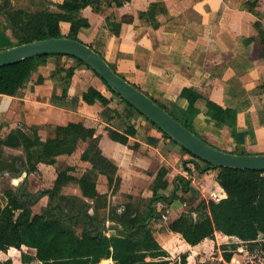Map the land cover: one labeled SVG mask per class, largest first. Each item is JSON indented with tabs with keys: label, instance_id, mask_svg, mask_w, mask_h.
Here are the masks:
<instances>
[{
	"label": "crops",
	"instance_id": "0c3cea01",
	"mask_svg": "<svg viewBox=\"0 0 264 264\" xmlns=\"http://www.w3.org/2000/svg\"><path fill=\"white\" fill-rule=\"evenodd\" d=\"M53 1L59 3L63 0ZM247 1L131 0L126 12L134 17V22L123 24L119 36L106 27V15L87 8L83 15L89 19L91 26L81 29L79 38L101 53L119 74L147 91L179 118L182 117L180 110L188 106V101L180 97L186 87L195 88L221 106L236 110L238 123L235 136L231 128H220L210 120L203 100L198 103L199 114L192 121L193 129L199 137L221 150L238 154H264V57L256 40L258 31L254 24L258 18L242 7ZM160 2L165 4L167 13L159 15V28L142 23L140 12L146 11L152 3ZM112 12L121 20V11L117 6L111 9ZM262 23L264 25V16ZM68 31L69 24H63V32L66 34ZM13 45V38L5 30L4 19L0 16V49ZM73 66H77V63L71 57L52 56L46 65L32 74L16 95L0 94V138L6 139L16 129H23L32 135L34 129L38 132V145L42 146L47 139L55 137L57 126L70 122L82 123L96 130V136L101 138L103 154L118 166V175L122 180L119 190L112 195L107 177L95 171L90 162L82 160L87 143L80 142L72 155H61L54 164L41 162L37 173L25 171L20 176L1 173V207L8 202L5 196L8 188L15 191L25 189L36 194L38 186L33 177L40 175L43 180L52 176L51 185L46 186V189H51L57 174L69 167L73 168L70 175L94 181L98 193L108 194L110 202L123 194L142 195L149 202L153 197L152 185L158 172L166 168L169 187L160 193L169 197L177 190V195L184 201L176 199L172 204H167L158 200L154 205L158 210L166 209L171 220L195 208L200 201L210 200L212 193L227 197L218 182V169L204 173L183 172L180 146L166 138L142 114L128 107L93 70L78 65L68 95L64 98L60 82L53 75L61 68ZM91 87L103 93L110 103L87 104L83 94ZM110 112H117L120 116L115 114L109 120ZM128 124H132L138 134L130 137L127 145L110 138L109 127L123 132ZM7 151L21 152L13 149ZM181 174L190 182L187 193L176 186V178ZM29 179L32 183L27 189ZM68 185L62 188V194L65 195L63 191ZM75 187L74 196L84 198L79 186ZM47 197L50 204L52 200ZM117 209L122 212L124 204L117 206ZM143 210L145 212L146 209ZM191 216L195 220L199 218L197 212H192ZM168 223L155 217L148 222L158 243L172 256L170 264H180L181 256L185 253L188 254L187 264H222L221 246L238 242L236 238L217 232L214 239H205L192 246L181 234L171 231ZM105 225L106 236L115 239L112 241L116 242V247L114 251L111 248L108 258L99 264H122L117 261L120 257L118 251L124 249L123 244H119V240L125 238L122 229L112 221H107ZM23 253L34 257L36 250L26 246L10 248L7 252H0V262L20 264ZM32 264L43 263L34 261Z\"/></svg>",
	"mask_w": 264,
	"mask_h": 264
},
{
	"label": "trees",
	"instance_id": "16d2710c",
	"mask_svg": "<svg viewBox=\"0 0 264 264\" xmlns=\"http://www.w3.org/2000/svg\"><path fill=\"white\" fill-rule=\"evenodd\" d=\"M130 2L131 0H63L55 3L56 10H51L49 8L51 1L44 0L41 8L30 10L14 6L12 0H0V16L4 19L5 30L10 32L15 41L14 45L63 36L81 41L79 31L91 26L89 19L83 15L85 9L91 8L95 13L104 14L108 9L117 6L121 11V20H118L112 12L106 16L105 22L106 27L119 36L123 24L134 22V17L126 12ZM242 7L258 18L254 24L258 31L256 40L260 46L261 55L264 57V25L262 23L264 0H248L242 4ZM166 13L167 8L164 3H152L146 11L140 12L139 18L157 29L160 26L158 16ZM63 24H69V31L66 34L63 32ZM52 56L71 57L76 60L77 66L84 65L93 70L82 60L66 54L33 57L10 66L0 67V94L16 95L29 81L32 74L46 65ZM110 65L116 71V68ZM77 66L61 68L53 75V78L60 82L64 98L68 95ZM104 83L111 92L120 97L105 81ZM134 85L194 133L192 121L199 114V101L203 100L210 120H213L220 128H231L233 135L236 134L237 111L221 106L195 88L186 87L181 91L180 97L188 101V106L185 110H180L182 117L179 118L147 91ZM83 100L90 105L110 103V99L93 87L83 94ZM122 101L139 112L125 100L122 99ZM115 114L120 116L117 112H110L108 119L111 120ZM146 119L149 121L148 118ZM149 122L166 138L175 142L157 125ZM108 132L112 140L124 145L128 144L130 137L138 134L132 124H128L123 132L112 127L108 128ZM32 133L30 135L23 129H16L6 139L0 138V174L7 172L13 176H20L25 171L37 173L41 162L54 164L57 157L72 155L80 142H85L87 147L82 154V160L90 162L95 171L107 177L112 195L117 193L122 181L118 175V166L103 154L100 148L101 138L96 136L95 129L74 122L60 125L56 127L55 137L47 139L42 146L38 145L37 130L32 129ZM181 148L193 159L202 163V166L196 164L201 173L211 169L219 170L218 182L226 192V198L219 203L213 200H202L195 208L171 220L167 210H158L154 202L162 200L167 204H172L176 199L182 202L184 199L177 195V190L169 197L160 193L161 190L169 187L166 179L168 170L162 168L152 185L153 197L147 203L145 212L140 201L125 203L122 212H118L117 207L110 206L108 194L98 193L94 181L70 175L69 172L73 171V168L69 167L66 171L57 174L51 189H44L37 194L25 189L15 191L8 188L5 191L8 202L4 207L0 205V252H7L10 248L21 249L23 246L36 250L34 257L23 253L20 264H32L34 261L43 264H99L108 258L112 251L111 248L114 251L116 247V242L112 241L115 239L106 236L105 223L112 221L121 227L125 237L123 241L119 240V244H123L124 249L118 251L120 254L118 262L122 264H170L173 261L172 256L158 243L149 227L148 222L154 217L169 221L168 228L181 234L192 246L200 244L205 239H214L217 232L236 238L238 241L236 244H228L220 248L226 261L241 254L245 246L251 250H264V172L218 168L197 159L185 148ZM7 149L21 152L8 155ZM185 170L191 174L189 168L185 167ZM176 179V186H180L182 191L187 193L190 189V182L187 178L179 176ZM70 183L79 186L84 198L61 193L62 188ZM43 196H49L52 202L42 213L34 214L32 207ZM102 208L108 209V213L107 216L100 218ZM90 209L94 212L90 213ZM192 212H197L199 215L197 220L192 218ZM80 225H82V231L79 233ZM187 258L188 254H183L180 264H187ZM0 264L14 263L7 261L0 262Z\"/></svg>",
	"mask_w": 264,
	"mask_h": 264
},
{
	"label": "water",
	"instance_id": "95a60500",
	"mask_svg": "<svg viewBox=\"0 0 264 264\" xmlns=\"http://www.w3.org/2000/svg\"><path fill=\"white\" fill-rule=\"evenodd\" d=\"M51 54H66L85 62L123 100L197 159L218 168L264 172V154H238L213 146L185 127L144 91L120 76L98 51L82 41L63 36L0 49V67Z\"/></svg>",
	"mask_w": 264,
	"mask_h": 264
},
{
	"label": "rangeland",
	"instance_id": "374dc122",
	"mask_svg": "<svg viewBox=\"0 0 264 264\" xmlns=\"http://www.w3.org/2000/svg\"><path fill=\"white\" fill-rule=\"evenodd\" d=\"M50 1H51V4L49 5V8L51 10H56V8H55L56 2L53 0H50ZM12 2L14 4V6L19 7V8H27L30 10H37V9L41 8V3L43 4L44 0H12ZM110 13H111V9H108V11L106 13H104V16L105 15L107 16ZM143 22H145V21H142V23ZM13 42L15 43L14 39H13ZM178 148H179L180 154L182 155L180 162H181V165L183 167V172L185 171L188 174V171L185 170V167H187V168H189L191 173L192 172L200 173V171L196 167V164L202 166V163L198 160L193 159L189 154L184 152V150L181 147H178ZM7 154L9 155V154H19V153H17L16 151H7ZM179 176H185V175L181 174V175H178L177 177H179ZM33 178H35L34 182L38 186V187H36L37 189L33 188V190L36 189V191H35L36 194L38 192H40L41 190L46 189L47 188L46 186L51 185L50 180H53L52 176L47 177L46 180L45 179L43 180L40 175L33 177ZM30 183H32L31 179L28 180L27 186L25 185L27 189H30ZM75 185L76 184H72V183L70 185H68L65 188V190L63 191L65 193V195L67 194L69 196H74V193L76 190ZM130 196H132L133 198L131 199ZM49 201L50 200L48 199L47 196L45 197V199L44 198L39 199V202H37L36 205L33 207V211H35L37 213H42L44 211V209L49 205ZM130 201H140L143 208H145L147 206V203H148V200L145 197H142V195L123 194L120 197L118 196L116 199H112L111 202L109 201V204L111 205V207H117V206H120L121 204H125V203L130 202ZM90 213H93V209H90ZM107 213H108V209L102 208L100 210V218L107 216ZM78 231H79V233L82 231V225H80L78 227Z\"/></svg>",
	"mask_w": 264,
	"mask_h": 264
},
{
	"label": "built area",
	"instance_id": "2783aa9c",
	"mask_svg": "<svg viewBox=\"0 0 264 264\" xmlns=\"http://www.w3.org/2000/svg\"><path fill=\"white\" fill-rule=\"evenodd\" d=\"M223 199V194L212 193L210 200L219 203ZM222 264H264V250H251L248 246H245L241 254L235 255L230 261L222 260Z\"/></svg>",
	"mask_w": 264,
	"mask_h": 264
}]
</instances>
